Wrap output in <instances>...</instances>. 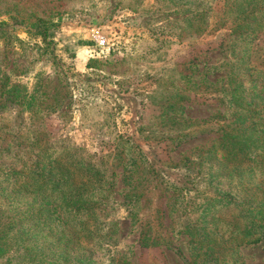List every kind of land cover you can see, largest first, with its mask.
I'll return each instance as SVG.
<instances>
[{"label":"rangeland","instance_id":"374dc122","mask_svg":"<svg viewBox=\"0 0 264 264\" xmlns=\"http://www.w3.org/2000/svg\"><path fill=\"white\" fill-rule=\"evenodd\" d=\"M263 218L264 0H0V264H264Z\"/></svg>","mask_w":264,"mask_h":264},{"label":"trees","instance_id":"16d2710c","mask_svg":"<svg viewBox=\"0 0 264 264\" xmlns=\"http://www.w3.org/2000/svg\"><path fill=\"white\" fill-rule=\"evenodd\" d=\"M42 23L44 24V25H46L47 23H45L44 21H42ZM45 29L43 30L44 31V33H43V36H44V41L46 42L47 41V38H48V36L49 35H47L46 33H48V26H45L44 27ZM254 226L255 225H258V230H259V236H257V237H255L254 238V240H251V242L252 243H257V242H259L260 240H262L263 238H264V218H263V220H262V222L261 223H258L257 224V222L255 221V223L253 224ZM247 233L248 234H250L251 233V230H247ZM250 236H252V235H248V236H246V237H250Z\"/></svg>","mask_w":264,"mask_h":264}]
</instances>
